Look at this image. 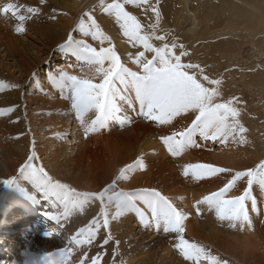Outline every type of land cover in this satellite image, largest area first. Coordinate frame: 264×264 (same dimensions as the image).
Returning a JSON list of instances; mask_svg holds the SVG:
<instances>
[{"label": "bare ground", "instance_id": "bare-ground-1", "mask_svg": "<svg viewBox=\"0 0 264 264\" xmlns=\"http://www.w3.org/2000/svg\"><path fill=\"white\" fill-rule=\"evenodd\" d=\"M7 1L10 0H0V9L7 4ZM12 1L17 3L20 0ZM22 1L31 3L32 6L35 7L39 6L38 3L40 2V0ZM48 2L54 6L57 13L53 15L47 14L45 13L46 8H42L40 13L41 16H38L35 20H25L23 22L24 28L32 31L33 34H36L38 43L46 50L44 51L41 49L42 46L37 45V55L41 51H44L42 54H50L54 49L60 47V45L65 42L70 32L72 34L78 33L75 32L74 29L84 13L88 11L93 12L101 29L108 37H110L111 42L116 45L121 53L136 51V49L132 48V45L128 42L127 38L122 36V31L116 28L117 24L114 22V19L103 12L100 7L101 0H48ZM104 2L111 3V0H104ZM156 3L157 0H152L153 5H156ZM177 4L178 7L176 8L175 0H159L158 6L160 8L161 16L157 32L162 35L168 34L169 40L176 37L179 42L188 44L192 49L195 48L197 52L199 50V43L196 40H204V38H219L217 41L202 44V50L204 51L203 56L201 59L196 57L197 59L195 60L198 61L197 63H199L201 67L203 66L202 64L206 65L210 62L213 63V60L217 61L219 57L218 55L226 58L228 66L233 67L235 64V55L239 54L245 47L253 45V47H255L253 55L256 60L248 64L249 62L247 63L246 58H244L241 64L237 63V66L238 69H243V71L245 69L251 70L254 68V73H247L248 76L245 77L246 73L237 71L238 69L235 70L239 73L238 77H240V80L243 82V86L249 92H252L254 95L256 94L258 98H263L264 0H199V2L193 7H191V5H193L192 0H179ZM126 8L128 10L131 8L132 11L135 10L133 15L137 16V19L143 23L145 30H148V23H155L154 15H151L150 12L145 13L143 8H139L136 5H126ZM191 8H195V10ZM51 17L55 18L52 19ZM197 20H201V26L203 29L199 24L197 25V23H199ZM210 20L215 21H213L214 26L210 24ZM217 20H219V22ZM186 21H188L187 24L189 25V28L184 26ZM19 24L20 23L18 22L8 21L7 17L3 18L0 16V49H2V53L4 52V55L7 57H13L11 58V61L15 59L13 62L16 64L15 68H17V72H25L26 78L27 75L32 72L33 68L31 66L32 64L30 65L25 62L26 59H24V54L22 53L21 47L23 42L22 38H20L22 33H17L15 30ZM257 35L258 38L254 39ZM220 37L227 39H222ZM228 37L236 38L234 41H231ZM80 38L82 37L80 36L78 39ZM236 40L241 43H237ZM89 42L92 43L93 46L98 45L97 41H92L90 38ZM156 43L158 44L159 42ZM107 44L108 42L105 41L104 46H107ZM66 52L71 51L62 49L59 51V54L67 56ZM75 60H80L77 54H74L71 61L75 62ZM128 64V67L131 68V70H138L135 64H132L131 62ZM217 65L219 64L217 63ZM0 67L3 68L1 63ZM209 68H211V66H209ZM204 69H206V67H204ZM215 71L217 72V70ZM235 72L232 71L228 73L223 79L224 82H232ZM88 73L90 72L88 71ZM215 76L216 74L211 71L210 77L215 78ZM25 78L20 81L19 77L16 76V72L0 70V109L13 108L12 112H6L3 115H0V160L3 162L1 165L3 167L0 169V181L15 176L13 181L14 184H12V186L0 183V216L4 212L8 202H11L15 207L11 209L13 217L8 220L3 219V221H0V225L3 227L1 230L2 232H0V264H36L42 258L46 259L47 264H60L62 259H67L69 264H76L81 253L78 247H75L70 243L71 237L74 236L78 229L83 227L93 215L98 213V202L87 205L83 212L79 210H70L67 218L61 215L59 222L49 220L45 215V212L51 211L56 213L59 210V212L62 213L64 211L63 205H59V208H57V206L53 204L52 199L44 198L43 193L36 189L30 173L20 171V167L26 161L27 156L31 154L33 149H35L38 159L35 160L34 163L37 166H43L48 175L52 177L53 181H59L62 184L68 185L70 189H75L77 192L96 191L105 187L119 174L121 168L132 164L137 158H142L144 160L145 168L140 170L139 175L132 174V177L129 176L130 180L123 185L124 191H132L143 188V186L147 188L171 187L173 185L181 184V177L183 176L182 170L178 168L179 164H175L174 161H170L169 158L166 157V154L168 153L167 148L162 142L158 141L162 134H170L173 127H183L189 121H180L178 119L173 122V126H161V130L158 131L157 126L160 125L144 118L142 121L144 123L132 124L130 128L133 132L132 138L130 134L128 135L130 137H128V139H117L114 134H112L109 127L95 133H89L86 138H81L83 142L76 146L75 154L73 156L68 155L64 151V143L58 145L61 147L57 150L54 149L53 151H50V149H53L52 147H57L53 146L55 137L57 135L59 136L57 130L62 129L57 124L61 119L57 114H62L64 112L61 110L59 100L51 105L50 101L54 99L50 98L53 97V91H57L62 99H64L66 95H62V92L60 91V93L59 89H56L59 88L58 86L55 88L53 81H51L53 83L49 82V88H47L49 97H47L46 100L50 99V101L45 104V107L42 106L43 108L39 109L38 118L44 117L48 123L45 121V124L41 125H46L47 128L51 127V129H45V131H42L44 140L41 141V143H38L29 135V128H27L29 117H27L24 110L25 101H27V99H25V96H22L17 89L20 82L27 81ZM48 78H45L47 84L48 81H50ZM11 81H15L12 86L9 85V82ZM236 83L237 82L232 83V87H234ZM129 103L134 107V110L136 109L134 111L136 116H134L135 118L132 121L134 122L138 117L141 118L142 116L139 114L138 103L132 101ZM125 105L127 106L128 104L126 103ZM243 111L246 112V110ZM245 116V120L242 119V122L243 120L244 122H247V125H250L248 128H251V132H253L255 126L259 123L255 122L253 117H250L249 119L247 113ZM38 121L40 123L42 120L39 119ZM64 122L61 123L64 124ZM148 122H151V124ZM78 125L80 126V123ZM248 137L254 138L255 143H262V146H264V134L251 135L249 132ZM62 138L64 139V137ZM105 140L113 143L110 146L102 148L99 152L93 148L94 146L84 147V145L89 144L90 142L103 145ZM243 145L245 146V144ZM82 146L84 148L80 149ZM234 146L235 145H233V147ZM196 151L198 153H193L199 161L214 162L220 165L218 167H225L235 171L255 168L262 160H264V157L263 159L260 158L262 155L257 157L258 155L256 152L253 153V156L252 153H245L248 159L239 164L240 162L234 163L236 158L235 155L233 156V159H218L212 158L211 154H208L206 149L204 151L199 149ZM217 151L221 154L224 152L223 150ZM92 152L97 157H92ZM155 153H158L159 157H157V154ZM258 158H260V160H256ZM181 164L183 163L181 162ZM228 178L230 177H228L227 174H222L220 178H206L201 181V183L211 188H220ZM183 186L184 185H182V187ZM246 186V181L239 182L238 187L233 191H240V193H242ZM176 188L179 189L177 186ZM176 188L175 190L177 191ZM30 196L36 197V201L34 202L33 199H30ZM252 196L255 198V209H253L252 201L250 199L248 201L251 220L250 228L245 226V229L241 231L239 228H230L229 225L223 222L224 224L219 226L220 229L215 231L214 229L203 227L200 224H194L189 230L192 237L198 241L197 243H194L203 248L209 246L212 250L226 253L242 264H264V248H259L257 246L261 243L264 244V187H261L258 184L254 185L252 188ZM199 197H202L201 194ZM18 213L21 214L17 215ZM22 216L24 218L22 222L19 223L18 230L14 233L12 222L17 220L16 218H21ZM132 219L134 220L133 223H135V226L137 225L140 227V230L133 226L134 224L131 222ZM146 228V225L139 220L138 213L134 211L127 212L120 219L111 221L108 229L101 230L102 234H98L97 241L93 247L88 249V254L90 256H94L97 253L102 254L101 264H114V262L115 264H152L149 258L145 255H142V257L135 262L132 261L133 255H138L141 250L139 251L136 242L131 244L133 240H130L129 236H136L137 239H135L139 240ZM48 231L52 232L53 235H46L45 233ZM108 232H111L112 240L108 245L102 246L103 236L107 235ZM238 234L242 236L248 234L249 236H254V238L244 239L238 237ZM117 241L120 243L117 244ZM162 251L164 254L159 253L156 256L158 259L156 260V264H164V262H166L165 257L169 256L168 251ZM208 251L210 252V250ZM68 252H70L71 255L65 256V253ZM139 255L141 256V254ZM172 261L174 260L168 257L167 263L169 262L171 264ZM208 263H210L209 260Z\"/></svg>", "mask_w": 264, "mask_h": 264}, {"label": "snow or ice", "instance_id": "snow-or-ice-1", "mask_svg": "<svg viewBox=\"0 0 264 264\" xmlns=\"http://www.w3.org/2000/svg\"><path fill=\"white\" fill-rule=\"evenodd\" d=\"M45 2L40 0L42 5ZM126 5H136L143 8L145 13L150 12L155 17V23H148V30H145L137 16L126 10ZM158 5L159 0L156 5L152 4V0H111V3L101 0L103 12L115 18L123 36L136 49L134 52L121 53L101 29L92 11L85 12L74 29L82 38L77 39L70 32L60 45L61 49L70 50L80 57V70L87 68L92 73L91 77L83 78L61 69L56 75H50L55 86L69 91L71 109L84 129L85 137L89 133L109 128L114 122H130V118L124 115L123 105L132 101L138 103L139 114L143 118L157 125L171 127L178 119L189 121L170 134L160 136L173 157L201 148L205 146V141L225 144L231 139L238 143L244 142L247 129L240 121L241 110L237 107L239 100L222 96V80L211 78L199 63L191 62L190 53L178 38L169 40L168 34L157 32L161 16ZM22 7L7 3L0 9L5 15L11 13L21 22L15 29L17 33L25 31L23 22L26 19L38 17L41 12L39 7L28 6L24 10L29 15L20 14ZM89 38L97 41L98 45L93 46ZM105 41L108 42L107 46H104ZM184 58L189 59L186 61ZM129 62L135 64L138 70H131ZM12 111L13 108L0 109V115ZM37 159L33 149L20 171L30 173L36 189L43 193L44 198L52 199L57 208L63 205L62 213L59 210L56 213L45 212L49 220L59 222L61 215L67 218L70 210L83 212L87 205L98 202V213L71 237L70 243L78 247L81 253L76 264H101L102 254L90 256L88 249L94 246L98 234H102L101 230L109 228L111 221L131 211L138 213L142 223H154L165 233L175 234L174 247L185 260L199 264L203 258L209 260L210 264H229L227 260H220L202 246L185 239L186 213L160 191L155 188L117 190L118 183L128 178L129 173L145 168L142 158L121 168L119 174L105 187L86 192H77L68 185L53 181L43 166L34 163ZM182 174L197 181L227 174L230 178L222 187L196 200L195 211L198 215L204 210L214 211L219 220L228 222L230 228L243 231L245 226L251 227L248 201L251 199L255 209L252 188L256 184L264 187V160L255 168L243 171L211 163H187L183 165ZM14 179L15 176L0 183L12 185ZM244 181L247 186L243 192L232 196L231 192L238 187L239 182ZM29 198L36 201V197ZM45 234L53 235L50 231ZM111 240L112 234L108 232L103 236L102 246L108 245ZM69 255L70 252L65 253V256ZM60 264H69V261L62 259Z\"/></svg>", "mask_w": 264, "mask_h": 264}, {"label": "rangeland", "instance_id": "rangeland-1", "mask_svg": "<svg viewBox=\"0 0 264 264\" xmlns=\"http://www.w3.org/2000/svg\"><path fill=\"white\" fill-rule=\"evenodd\" d=\"M175 1H176V8H177L178 7L177 3H178L179 0H175ZM198 2H199V0H192V4L193 5H191V7L195 6ZM6 3H14V4H17V5L24 6V7L21 8V12H20V14H24V15H29L24 10L26 7H28V6L35 7V6H32L31 3L24 2L22 0L18 1L17 3L12 1V0H10V1H7ZM38 5L39 6H37V7H39L41 10H42V8L43 9L46 8V12L45 13H47V14L53 15V14L57 13L56 9H54V6H52L50 4V2H48V0H46L45 4L42 5L39 2ZM191 9L195 10V8H191ZM126 10L129 11V12L131 11L130 12L131 14H133L134 11H135V10L132 11L131 8L129 10L126 8ZM43 12H44V10H43ZM139 15H141V14H139ZM0 16H2L3 18L7 17L8 21L21 23L11 13H8L7 15H5L2 11H0ZM39 16H41V14H39ZM96 16H98V15H96ZM110 17H112L114 19V22H116L115 18L113 16H110ZM36 18L37 17H33L31 20H33V19L35 20ZM27 21H30V20H27ZM197 21L199 22V23H197V25L199 24V26L202 28L201 20H197ZM213 21L214 20H210V24L214 26V22L215 21L214 22ZM217 21L219 22V20H217ZM220 21H221V19H220ZM187 23H188V21H186L184 23V26L186 28H189V25ZM223 23H224V21H223ZM142 25H143V23H142ZM199 26H198V28H199ZM116 28L120 29L118 24H117ZM26 29L27 28H25V31L21 34L22 36L20 37V38H22V42H23L21 49H22V53L24 54V59H26L25 62L29 63L30 65L32 64L31 65L32 68H33L32 72L30 74H28L26 78H25V72L22 71V73H18L17 72V68H15L16 64H15V62H13V61H15V59H13L11 61V58H13V57L10 58V57H7L6 55H4V52L2 53V49H0V63L3 65V68L0 67V70L1 71L2 70L3 71H7L8 70V72L13 71L14 73L16 72V76L19 77L20 81H22L24 78L27 80L25 82H20L18 84V88L17 89L20 91L22 96H25V99H27V101H25L24 110H25V114L27 115V117H29V119H28L29 120L28 121V127H27V128H29V135L32 137V139L34 141H36L38 143H41V141L44 140L42 131L43 130L45 131V129L46 130L47 129H51V127L47 128L46 125L45 126L41 125V124H45L44 122L46 121V119H44V117L43 118H38L39 109L45 107L46 106L45 104H47V102L50 101V99H54V100L50 101L51 105L55 104L56 102H58L57 100H59V102H60L59 104H60L61 110L64 111V112L62 114H57L59 117H61V119L58 121L57 124L62 129L59 130L58 128H55V129H58L57 131H58L59 136L57 135L55 137V141H54V145L53 146H57V147H52L53 149H50V151H53L54 149L57 150L59 147H61V146H58V145H61L62 143H64L65 144L64 145V151L68 155L73 156L75 154L74 152L76 150V146L78 144H80V143L82 144V142H83L81 140V138L85 137L84 129L81 128L78 125L79 121L75 118L74 110L71 109V100L69 99L70 93H69V91L67 89H61L60 87L56 88L57 86H55L56 89H59V92L60 91L62 92V95H66L65 98L62 99L61 95L60 94L58 95L57 91H53V94H52L53 97L48 99V100H46L47 97H49L48 91H47L48 90L47 88H49V82L53 81L52 79H50L48 77H50V75H53V76L56 75L57 73L60 72L61 69H65L70 74L77 75V76H80V77H83V78H89L90 76H92V73H88L89 70L87 68H84L83 70H80L79 67L81 65V59L79 61L75 60V62L71 61L72 57L74 56V53L72 51L71 52H66L67 56H63V54H59V51L62 50V49L60 47H57L50 54H42L46 50L43 49V46L38 43L37 35L33 34L32 31L26 30ZM73 35H75L77 39L81 36V34H79V33H74ZM220 38H222V37H220ZM235 38L236 37H234V38L233 37H231V38L228 37V39L231 40V41H234ZM257 38H258V35L254 37V39H257ZM217 39H219V38H215V39L204 38V40H196L199 43L198 52L195 50V48L192 49V47H190L188 44L185 43L186 49L190 53L191 62H194L197 58H200V59L202 58L203 52H204L202 50V44H206V43L208 44V43H210L212 41H217ZM222 39H227V38H222ZM238 42L241 43L240 41H237V43ZM37 45L38 46L39 45L42 46L41 49L44 50V51L39 52V54H38L39 56L36 54V47H38ZM254 49H255V47H253V45H250V46L245 47L239 54H236L235 55V57H236L235 58V64L231 63V64H234L233 67L228 66V64H227L228 62H226V58L220 57V55H218L219 57L217 56L218 57L217 61L213 60L212 61L213 63L210 62L211 64L210 63L206 64V65L202 64L203 68L206 67L205 74L211 76V71H212V73L216 74L215 78H219V79L222 80L221 91L223 92L222 95H223L224 98L236 97L239 100V104L237 105V107H239L240 110H242L241 111L242 115L240 116L241 123L247 129V132L245 133L244 142L239 143V144H241V145H239L238 142H236V141L234 142L233 140L230 139L226 143V144L229 145L228 146L226 144H221V143H217V142L205 141V142H203L205 146H203L201 148L193 149V150L191 149V150L185 152L183 155H181L179 157H173L168 152L166 154V157L169 158L170 161H174L175 164H179L178 168H180L181 170L183 169V165L187 164L188 162L189 163H211V164H214L215 166H220L219 164H216L214 162L199 161L198 158L194 154V153H198L196 151L198 149L202 150V151H204L206 149L208 154H211L212 158H218V159H221V158L233 159V156L235 155L236 158L234 160V163L240 162L239 164H241L242 162H245L248 159V157L245 155V153L246 154L252 153V156H253V153L256 152L257 155H258L257 157L262 155L260 158L263 159V157H264L263 156L264 155V146H262L263 144L259 143L260 144L259 145V144L255 143L254 138H251V137L249 138L248 135H249V132L251 133V135H253V134L254 135L255 134L256 135L257 134H259V135L260 134H264V132H263L264 131V107H263V105H264V97L263 98H258V96L256 94L254 95L252 92H249L243 86V82L240 80V77H238L239 73L237 72V71H240V72L246 73L245 77H247L248 74H250V73H254V68H252L251 70L245 69L243 71V69L242 70L238 69V66H237V63L241 64L242 61L244 60V58H246V62L247 63L249 62L248 64H250L251 62L256 60L254 55H253ZM60 57H62V58H60ZM68 59H70V60H68ZM184 59L187 61L189 58H184ZM197 62L198 61H195L194 63H197ZM217 63L219 65H217ZM208 65L211 66V68H209ZM263 67H264V65H263ZM235 69H238V70L236 71ZM215 70H217V72ZM135 71H137V70H135ZM232 71L233 72L236 71L235 72V76L233 75L232 82L230 81L229 83L228 82L225 83L223 79L228 75V73H230ZM45 78H48L50 80V81H48V84H47V80ZM235 82H237V83L234 85V87H232L231 84L235 83ZM14 83H15V81H11V82H9V85L12 86V85H14ZM51 83H53V82H51ZM127 104H128L127 106L125 104L123 105L124 106V115L127 114L126 115L127 117L130 116L129 117L130 118V122H127L125 124L114 122V123L111 124V126L109 128L110 131L112 132V134H114L115 138H117V139H128V137H129L128 135H130V134H131L130 136L132 138L133 137V132L130 129L132 124H134V123H136V124L137 123H139V124L140 123H144V122H142L144 120L143 117H141V118L138 117V119L135 120L136 122L135 121L132 122L134 120V118H135L134 116H136L135 112H134L136 109L134 110V107L131 105V103H127ZM132 104H134V103H132ZM243 110H246V112L243 111ZM246 113H247L249 119H250V117L251 118L253 117L255 119V122L259 123L257 126H255L253 132H251V128L250 129L248 128L250 125L248 126L247 125L248 123L244 122L245 117H246L245 116ZM249 115H251V116H249ZM39 119L42 120V121H40V123L38 121ZM242 119H244L243 122H242ZM64 121H66V122H64ZM61 122H64V124L61 123ZM46 123H48V122L46 121ZM148 123L151 124V122H148ZM47 126H48V124H47ZM49 126H53V125H49ZM160 127L161 126H157V130L158 131L161 130ZM175 129L176 128L173 127L172 130H175ZM248 129H249V131H248ZM75 133L77 134V136H76ZM60 134H62V135H60ZM60 136L64 137V139L62 137H60ZM65 137H66V139H65ZM84 140H86V139H84ZM158 142H161V140H159ZM112 143L113 142L105 140V143L103 145L102 144H97V143L95 144V143H91V142L89 144H86V145L83 144V145H84V147L85 146H87V147H91V146L93 147L94 146L93 148L96 149L97 152H99V151H101L102 148H105L106 146H110ZM235 143H237L238 145L235 144ZM243 144H245V146ZM233 145H235V146L233 147ZM84 147L82 146L80 149H82ZM228 147H229V149H228ZM202 148H204V149H202ZM236 149H237V151H236ZM217 150H223L224 152H222L223 154H221V153H218ZM155 154H157V157H159L158 153H155ZM145 155L148 156L147 154H145ZM42 156H46V155H42ZM94 156H96V155L92 152V157H94ZM179 158H180V160H179ZM260 158H258L256 160H260ZM90 161H87V162H90ZM183 161L186 162V163H184ZM181 162L183 164H181ZM2 164H3V162H1V160H0V169H2L1 167H3V166H1ZM139 173H140V170L139 171L138 170L133 171V172L129 173L128 177L129 176L132 177V174L133 175H139ZM129 180H130V177L120 181L118 183L117 190L123 189L124 188L123 187L124 183L125 182L127 183ZM181 180H182V182L184 181L183 184L181 182V184L184 185L183 187H182L181 184H177V185H175V186L173 185L171 187H165V188L164 187L163 188L158 187V188H155V189L157 191H160L162 195H164V196L168 197L170 200H172L180 210H182L183 212L186 213L187 219L185 220V232H184L185 239H188L189 241H191L193 243L194 242H196V243L198 242L192 237V234L189 233L190 228L194 224H200L203 227L211 228V229H214L215 231H218L220 229L219 226L223 225L224 223H226L228 225L227 221L219 220L217 218V216L215 215L214 211L204 210L198 215L196 213L195 207H194L196 199L197 200L201 199L204 195H207V194H209L212 191H216V189L218 190L219 187H217V188L208 187L206 185H203L201 183V181H197V180H195V179H193L191 177H185L184 175L181 177ZM12 184H14V183H12ZM9 186H12V185H9ZM176 186L180 190L177 189ZM185 187H187L188 190ZM143 188H147V187L143 186ZM175 188L177 189V191L175 190ZM205 189H206V191H205ZM184 194H186V195H184ZM200 194H201L202 197H199ZM237 194L240 195L241 194L240 191H238V192L232 191V193H231L232 196H235ZM194 196H196V197H194ZM182 198H184L186 201L184 199H182ZM190 198H192V199H190ZM2 202H3V200H2ZM192 203H194V204H192ZM7 204L8 205L6 206L4 212L0 216L1 217L0 221H3V219L4 220L5 219L8 220L11 217H13L11 209L15 208V207L13 206V204H11V202L10 203L8 202ZM189 206H190V209H189ZM141 207H143L142 204H141ZM19 214H21V213H18L17 215H19ZM23 218H24L23 216L21 218L20 217L16 218L17 220L12 222L13 227H14V233H16V231L18 230V225H19V223L22 222ZM133 221L134 220L132 219L131 222H132V224H134L133 226L135 228H137L138 230H140L139 229L140 227H138L137 225L135 226V223H133ZM144 225H146L147 228H146L145 232L143 233L142 237L139 238V240H136L137 239L136 236L135 237H132V235L129 236V239L133 240L131 242V244H134L136 242L138 244L139 251L141 250V252L139 253V254H141V256L139 254L138 255H133V260L132 261L135 262V261L139 260L142 257V255L143 256L145 255V256H147L149 258V260H150V262L152 264H154V263L156 264L157 263L156 260H158L156 258V256L159 253L160 254L161 253L164 254L162 250L168 251V255H169L168 257L170 259L174 260V261H172V263H176V264L184 263L185 264L188 261V260L186 261L184 259L183 255L179 252V250H177L174 247V244L176 243L175 234H168V233L163 232V229L162 228H157L154 223H152V224H145L144 223ZM212 225H214V226H212ZM0 227H1L0 228V232H2L1 230H2L3 227L1 225H0ZM229 234H232V233H229ZM152 235H153V237H152ZM244 236H246V237H244ZM238 237L244 238V239H252V238H254V236H249L248 234H246V235L244 234L243 236L238 234ZM146 238L147 239L149 238V239L147 240ZM257 246L259 248H261V247L264 248V244L263 243H261L260 245H257ZM204 248L207 251L210 250V252L208 251L210 253V255L212 254V256H215V257H217L220 260H222V259L223 260H227L229 262V264H242L237 259H234L233 257H230V255H228L226 253H221V252H217L216 250H212L209 246H205ZM169 253H171V254H169ZM135 254H137V253H135ZM168 257H165V261L166 262H164V264H170L169 262L167 263ZM235 261H236V263H235ZM190 263L195 264L194 261H188L186 264H190ZM199 264H210V263H208L207 259H203L202 258L199 261Z\"/></svg>", "mask_w": 264, "mask_h": 264}]
</instances>
